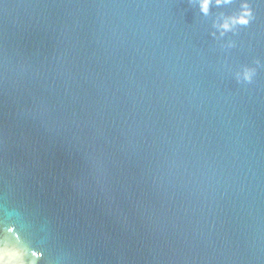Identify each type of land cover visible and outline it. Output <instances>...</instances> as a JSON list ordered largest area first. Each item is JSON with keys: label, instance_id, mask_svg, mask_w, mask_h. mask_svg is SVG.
Masks as SVG:
<instances>
[{"label": "water", "instance_id": "1", "mask_svg": "<svg viewBox=\"0 0 264 264\" xmlns=\"http://www.w3.org/2000/svg\"><path fill=\"white\" fill-rule=\"evenodd\" d=\"M0 245L264 264V0H0Z\"/></svg>", "mask_w": 264, "mask_h": 264}, {"label": "clouds", "instance_id": "2", "mask_svg": "<svg viewBox=\"0 0 264 264\" xmlns=\"http://www.w3.org/2000/svg\"><path fill=\"white\" fill-rule=\"evenodd\" d=\"M219 3L220 0H217ZM211 0H200L201 11L207 13ZM253 16L251 8L247 3L244 4L238 15L232 16L224 21L223 28L228 29L234 24L247 25L250 23ZM254 76V69L245 68L242 73V79L246 83H252ZM8 231H13L10 226ZM31 257L35 259H28V253L20 247H13L7 245H0V264H37V260L43 256V252L39 250H32Z\"/></svg>", "mask_w": 264, "mask_h": 264}]
</instances>
